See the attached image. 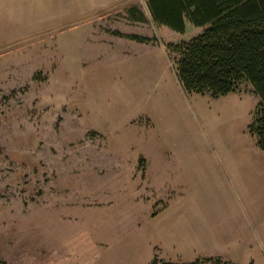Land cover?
<instances>
[{
  "label": "rangeland",
  "instance_id": "1",
  "mask_svg": "<svg viewBox=\"0 0 264 264\" xmlns=\"http://www.w3.org/2000/svg\"><path fill=\"white\" fill-rule=\"evenodd\" d=\"M146 2L0 0V264H144L140 238L110 246L105 231L119 227L114 218L160 227L147 217L164 202V221L180 218L190 234L201 226L196 247L183 240L185 260L222 259L211 222L245 225L232 180L264 162L248 129L252 86L188 94L167 62L169 43L165 56L158 44L81 40L83 10L163 42L195 36L188 22L184 33L160 36Z\"/></svg>",
  "mask_w": 264,
  "mask_h": 264
},
{
  "label": "trees",
  "instance_id": "2",
  "mask_svg": "<svg viewBox=\"0 0 264 264\" xmlns=\"http://www.w3.org/2000/svg\"><path fill=\"white\" fill-rule=\"evenodd\" d=\"M146 4L156 24L175 32L184 31V18L194 26H206L188 42L166 45L171 70L188 94L216 98L249 83L258 102L248 129L264 151V0H147ZM138 15L136 20H143Z\"/></svg>",
  "mask_w": 264,
  "mask_h": 264
},
{
  "label": "crops",
  "instance_id": "3",
  "mask_svg": "<svg viewBox=\"0 0 264 264\" xmlns=\"http://www.w3.org/2000/svg\"><path fill=\"white\" fill-rule=\"evenodd\" d=\"M109 5L110 4H108V6ZM145 5L147 8V4ZM146 10L152 23L157 26V29H160V36L165 35L168 38L170 34L178 33L164 25L156 24L153 21L148 8ZM81 15L82 23H84L82 26L83 35L81 36V40L86 43H92L98 46H103V44L107 43L109 44L107 45L109 47L113 45V47L123 49L130 46L134 48L136 44L140 46L158 44L165 56L164 43H174L172 41L163 42L157 34L151 36L138 33L136 27L130 24L134 22H128L125 25L102 23L98 19V16L100 15L99 12L96 14H90L88 10H83ZM95 16L97 17L95 18ZM94 20H97L96 23ZM187 22L194 26L187 18H184V31L187 27ZM194 27L196 30L195 36L199 35L206 28V26ZM184 31L182 33H184ZM134 35L145 37L148 41L138 42L133 40L131 36ZM148 164L149 163L146 161V175L149 166ZM232 182L233 192L238 197V192L241 193L239 205H237V207L239 208L240 216L245 225H235L234 223H231L223 227L218 221L209 224V234L214 235L213 238L216 242L219 241V249L214 250L213 254L223 255L222 259L214 258L211 256L212 254L210 252L208 253V256H199L187 260L181 257L180 250L183 248L182 244L186 234L192 237L190 246L196 247V239L200 240L202 229L200 225L197 226L193 224L192 232L190 234L186 231V228L184 227L185 223H182L180 218L164 221L163 218L158 216V213H162L167 209L168 205L166 202H164V205L156 211V214L147 217V220L150 223L151 221L154 222V220H156L158 225L161 224L160 227L152 225L142 228L140 226V221L132 217L128 219L114 218L109 221L110 223L119 226L115 227L113 230L105 231V235L112 234L115 237L110 241V246L119 242L120 245L132 246L134 244V247H136L135 242H132V240H129L128 242L122 237L140 238L136 240L143 241V244L146 247V254L143 257L144 264H200L202 260H206L210 264H217V260L220 262L219 264H264V162L260 163V168L258 170L246 175H240L239 180H237L236 176L233 177ZM104 222H108V220ZM126 222H128L129 226H122L125 225ZM223 228L226 229L225 232L222 231ZM164 234L168 235V237H166L168 240H165L166 238L163 237ZM170 239L177 243V247L173 244V258H167L163 254L166 248L165 245H169ZM104 241L108 243L106 239Z\"/></svg>",
  "mask_w": 264,
  "mask_h": 264
}]
</instances>
